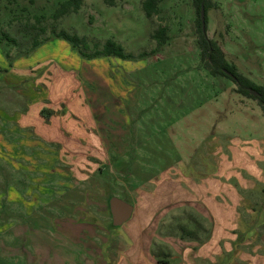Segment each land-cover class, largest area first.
<instances>
[{
  "label": "rangeland",
  "instance_id": "1",
  "mask_svg": "<svg viewBox=\"0 0 264 264\" xmlns=\"http://www.w3.org/2000/svg\"><path fill=\"white\" fill-rule=\"evenodd\" d=\"M65 1L0 0V264H110L113 197L158 249L204 244L212 226L216 263L264 264V114L207 69L193 2L160 0L149 20L144 0H85L55 22ZM207 17L264 87V0H210ZM108 40L128 57L93 56Z\"/></svg>",
  "mask_w": 264,
  "mask_h": 264
},
{
  "label": "trees",
  "instance_id": "2",
  "mask_svg": "<svg viewBox=\"0 0 264 264\" xmlns=\"http://www.w3.org/2000/svg\"><path fill=\"white\" fill-rule=\"evenodd\" d=\"M85 0H67L59 6L54 12L51 18L58 22L71 14H76L80 11ZM118 0H103V2L109 7H115ZM197 9L198 19V31H199V45L201 48L202 58L206 64L207 69L214 76L220 75L227 77L224 70L232 72L238 78L239 93L251 96L249 89H254L262 94L261 98H254L258 100L259 105L264 113V88L257 86L250 79L245 76L239 75L233 68L228 64L224 57V53L217 42L209 39L206 34L202 31V21L200 17L201 6L204 5L206 9V24L208 23L207 13L210 7V0H191ZM159 3L160 0H144L142 3L143 11L149 20L159 15ZM59 36L63 39L72 43L75 47L88 49L89 45L85 38H81L77 34L71 35L67 32H60ZM152 40L156 41L158 46H163L168 40V28L166 26L158 27L151 35ZM14 41V40H13ZM38 41H34V46H38ZM93 56H106V57H117L125 59L128 57L124 48L113 40H108L102 47L95 51Z\"/></svg>",
  "mask_w": 264,
  "mask_h": 264
},
{
  "label": "crops",
  "instance_id": "3",
  "mask_svg": "<svg viewBox=\"0 0 264 264\" xmlns=\"http://www.w3.org/2000/svg\"><path fill=\"white\" fill-rule=\"evenodd\" d=\"M131 219L120 226L121 232H116V236L113 237L114 242L111 246L113 247V254L110 264H218V262L216 263V258L223 256L224 250L219 246L220 242L216 238L212 226H207L206 228L209 231L206 243L196 244L194 239L190 238V242L186 237H183L181 240L184 247L180 251L171 253L165 248L162 250L158 249V240L153 238L152 241L148 238L151 231L147 232L148 228L145 227L134 226L136 224H133ZM192 224L190 223V226ZM222 224H224V221ZM248 227H251L250 223ZM226 237L228 238L229 235H226ZM94 245H98L96 240H94ZM101 250L105 252H100L99 249L98 255L103 256L108 249L101 248ZM73 251L75 252L73 254L70 253L71 256H75L76 248H73ZM95 260L97 261V259ZM209 260L211 261L209 262Z\"/></svg>",
  "mask_w": 264,
  "mask_h": 264
},
{
  "label": "water",
  "instance_id": "4",
  "mask_svg": "<svg viewBox=\"0 0 264 264\" xmlns=\"http://www.w3.org/2000/svg\"><path fill=\"white\" fill-rule=\"evenodd\" d=\"M200 17L202 21V31L204 34H206V9L204 5L201 6ZM227 74L234 78L231 73L227 72ZM251 93L253 95H257V93L253 89H251ZM109 205L113 218V225L115 227L122 226L124 223L128 222L132 218L134 207L131 204L125 202L124 200L113 197L111 198Z\"/></svg>",
  "mask_w": 264,
  "mask_h": 264
},
{
  "label": "flooded vegetation",
  "instance_id": "5",
  "mask_svg": "<svg viewBox=\"0 0 264 264\" xmlns=\"http://www.w3.org/2000/svg\"><path fill=\"white\" fill-rule=\"evenodd\" d=\"M231 68H233V67H231ZM234 69V68H233ZM235 70V69H234ZM227 72H229V73H231L233 76H234V78L233 77H231V76H229L228 74H227ZM235 72L236 73H238L236 70H235ZM224 73L226 74V76H227V78L228 79H230L232 82H233V84H235L236 85V87H237V94L238 95H240V96H245V95H243V94H241V93H239V85H238V78L232 73V72H230V71H228V70H224ZM239 75H241L240 73H238ZM243 76V75H242ZM254 83V82H253ZM258 86V85H257ZM259 87H261L262 88V86H259ZM264 88V87H263ZM254 90V89H253ZM256 93H257V95H253L252 93H251V89H249V92H250V94H251V96L252 97H254V98H261L262 97V94L260 93V92H258V91H256V90H254ZM253 98V99H254ZM256 100V99H255ZM257 102H258V100H256ZM258 105H259V102H258ZM260 106V105H259ZM261 107V106H260ZM262 109V108H261Z\"/></svg>",
  "mask_w": 264,
  "mask_h": 264
}]
</instances>
